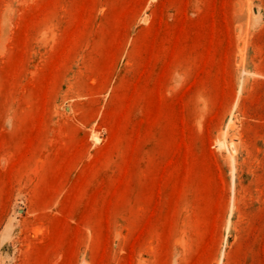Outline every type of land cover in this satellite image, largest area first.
Masks as SVG:
<instances>
[{"label": "rangeland", "instance_id": "rangeland-1", "mask_svg": "<svg viewBox=\"0 0 264 264\" xmlns=\"http://www.w3.org/2000/svg\"><path fill=\"white\" fill-rule=\"evenodd\" d=\"M0 264H264V0H0Z\"/></svg>", "mask_w": 264, "mask_h": 264}, {"label": "bare ground", "instance_id": "bare-ground-1", "mask_svg": "<svg viewBox=\"0 0 264 264\" xmlns=\"http://www.w3.org/2000/svg\"><path fill=\"white\" fill-rule=\"evenodd\" d=\"M224 133V132H223ZM95 136V135H94ZM95 139V138H94ZM95 140H97V138L95 139ZM98 141H99V139H98ZM97 142V141H96Z\"/></svg>", "mask_w": 264, "mask_h": 264}]
</instances>
